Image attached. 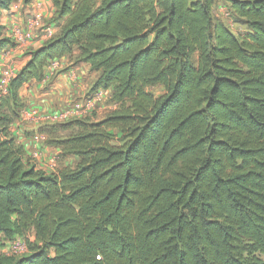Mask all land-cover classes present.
<instances>
[{
  "label": "trees",
  "instance_id": "trees-1",
  "mask_svg": "<svg viewBox=\"0 0 264 264\" xmlns=\"http://www.w3.org/2000/svg\"><path fill=\"white\" fill-rule=\"evenodd\" d=\"M215 1L51 0L58 32L0 88V235L33 236L0 264H264V0H225L235 33ZM75 50L114 107L46 126L78 161L45 172L10 128Z\"/></svg>",
  "mask_w": 264,
  "mask_h": 264
},
{
  "label": "rangeland",
  "instance_id": "rangeland-1",
  "mask_svg": "<svg viewBox=\"0 0 264 264\" xmlns=\"http://www.w3.org/2000/svg\"><path fill=\"white\" fill-rule=\"evenodd\" d=\"M100 0H97V3ZM18 0H15L13 2V5L16 4L18 6ZM227 4L225 0H216L214 4V11H213V17L220 20L222 24L228 29H230L232 32H243L245 30V25L242 21H239L232 17L231 15H227L225 13V8ZM53 6L48 8V13L52 11ZM53 16V13L48 16L44 17L43 15L39 17V25H38V31L37 33H33V31L30 29V25L22 24V26H15L13 29L9 30L8 32L4 29H2V33L4 36L8 37L12 40L14 43V47H20L22 48L21 51L23 54H21V58L19 60H15V65H11L9 69L10 72H15L18 66L20 65V61L22 59V56L32 48L29 47L30 41L33 39L34 36L39 34L40 28L43 26L45 27L46 24L51 23L49 20ZM37 26V25H36ZM54 27H56L54 25ZM16 29L23 30L24 32H29L30 37L28 42L25 45L19 44L15 41L14 35ZM47 31V30H46ZM7 32V34H6ZM58 32V29L56 27V31L53 35H55ZM51 35V37L53 36ZM6 48L7 51L12 48ZM76 54L77 50L73 52L72 55L66 56L65 59L61 61L51 62V68L46 69V73L44 76V79L40 81L41 84V90L44 92H47L50 88V83L56 75L59 73H64L67 70L69 71L71 67H76V65H79L78 62L83 63L82 61H76ZM192 61L195 62V56L192 57ZM17 63V64H16ZM86 64V63H83ZM87 65V64H86ZM95 71H92L90 68L87 69L86 75L82 76L81 81H76V83L71 84V92L66 95L57 96L56 101L50 102V99L55 97V94L58 95V92H53L50 94H47L49 98V107L47 109L40 110L38 107L36 109H30L27 110L28 107V100L29 97L26 96V98L22 97L26 102V107L22 111L20 118L12 124L11 128L13 131L20 132V136H16L17 141L22 144L25 155H24V161L28 162L30 164H34L37 169H42L45 172H53L56 171L61 166H67V167H74L78 161V158L76 156H66V157H60L59 156V150L53 147H50L46 144L47 142V135L42 133V130L51 124H57L61 122H65L71 119L75 118H86L91 121H98L102 118H104L112 109L113 105L109 103L108 96L109 93H105L104 90L98 91V97L95 98L96 100L93 102V107L89 108L87 106V103L94 98V94L89 93V89L94 82L93 79L95 77ZM7 85V79L4 76V82L2 85H0L1 89H4ZM31 85H36L35 83H31ZM148 91L151 92L154 96H159L163 93L162 86L154 85L150 86L148 88ZM41 94V92H40ZM38 100V99H37ZM64 102V103H61ZM38 103V101H36ZM74 104H79L78 112L73 113L71 117L61 119L59 121H50L48 119H45L46 115L51 114H57L59 112H64L66 110L74 109ZM38 106V105H36ZM23 124V125H22ZM115 135H118L117 131H114ZM36 136L42 137V139H35ZM22 138L20 140L19 138ZM113 144H118L117 139H114ZM13 239L18 240L26 249V252L23 254H27V241H33L32 233H26L25 236L20 237L18 235H15ZM11 239V240H13ZM11 240H7L3 238V236L0 235V253L4 254V248L7 247L6 243L7 241L10 242Z\"/></svg>",
  "mask_w": 264,
  "mask_h": 264
},
{
  "label": "crops",
  "instance_id": "crops-1",
  "mask_svg": "<svg viewBox=\"0 0 264 264\" xmlns=\"http://www.w3.org/2000/svg\"><path fill=\"white\" fill-rule=\"evenodd\" d=\"M18 2H19L17 3L18 6H16V4L13 5L12 3L8 9H4L0 12V25L4 27V29L7 32L11 30V28L13 29L15 26H22V24H24L25 22V24L30 25V29L33 31V33L36 34L37 33L36 31H38L39 29L38 28L39 24H35V21H37L39 17L42 15L44 17H48L52 13L54 14V8H53L52 11L49 13V15H47L48 8L51 7L52 5L51 0H31L30 3L28 4H24L23 0H18ZM55 31H56V27H54L53 23H48L46 24L45 27L42 26L40 28V31L38 32L39 34L34 36L33 39L30 41L29 47L35 49L41 46L45 41H47L51 37V35L55 33ZM21 49L22 48L20 47H14V48L12 47L8 51L7 49H5L4 51L0 52V73L2 70L10 68L11 65H15V63L13 62H15V60L16 61L19 60V58H21V54H23ZM29 51L30 50H28L24 54V56H22L20 65L18 66L15 72H17L18 69L26 62V60L29 57L28 55ZM65 58L66 56L59 60H54L52 62L54 63L56 61H61ZM78 63L79 65H76V67L75 66L71 67L69 71L67 70L64 73H59L58 75H56L54 80L51 81L50 88L47 92L42 91L41 90L42 83L36 81H32L23 85L20 89V96L24 98H26V96L29 97L27 110L36 109L37 107L40 110L47 109L50 104L47 94L50 93L53 94V92L55 94V92H58V95L55 94V97L52 98V100L50 99V102L53 101L55 102L57 96L69 94L71 92V84L76 83V81H81L82 76L86 75L87 69L89 68V65L87 63H86L87 65L83 64L85 62L83 63L78 62ZM48 68H51V63L48 66ZM97 75L98 74L95 73V77L93 81L96 79ZM31 83H35L36 85H31ZM109 92L110 90H107L106 93ZM36 101H38V103H36ZM10 129L15 137L20 136V132L16 133L15 131L12 130V128ZM19 139L22 140L21 137Z\"/></svg>",
  "mask_w": 264,
  "mask_h": 264
},
{
  "label": "built area",
  "instance_id": "built-area-1",
  "mask_svg": "<svg viewBox=\"0 0 264 264\" xmlns=\"http://www.w3.org/2000/svg\"><path fill=\"white\" fill-rule=\"evenodd\" d=\"M225 13L227 14L226 8H225ZM39 22H40V20L38 19L37 21H35V24H39ZM29 37H30L29 32H24L23 30L16 29L14 39L17 43L26 44L29 40ZM13 75H14V72H10L9 69L2 70L0 73V85H2V83L4 82V76L6 77L7 82H8L9 78ZM100 90H103V89H100ZM100 90H98V91H100ZM98 91L93 93L94 94L93 100H91L87 103V106L89 108L93 107V102L96 100L95 98L98 97ZM104 91H105V93L107 92V90H104ZM74 106H75V108L71 109V110H66L64 112H59L57 114L46 115L45 119H48L50 121H59L61 119L71 117L72 112L73 113L78 112L77 109L79 107V104H74ZM35 139H42V137L36 136ZM6 244H7L6 245L7 247H5L3 250L5 255L21 256L26 252L25 247L16 239L11 240L10 242L7 241Z\"/></svg>",
  "mask_w": 264,
  "mask_h": 264
}]
</instances>
